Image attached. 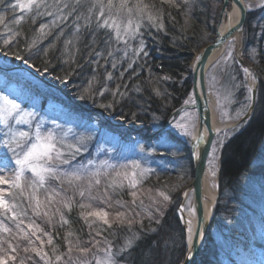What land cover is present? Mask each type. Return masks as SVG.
<instances>
[{
	"label": "snow or ice",
	"instance_id": "snow-or-ice-1",
	"mask_svg": "<svg viewBox=\"0 0 264 264\" xmlns=\"http://www.w3.org/2000/svg\"><path fill=\"white\" fill-rule=\"evenodd\" d=\"M236 2L241 8L248 7L242 0ZM158 4L146 0H0V55L6 57L11 54L24 65L35 68L30 60L40 56L41 52L46 57L56 41L63 38L64 54L69 57L64 63L75 66L63 77L66 81L76 68L82 67L76 62L81 51L79 45L90 37L84 43L86 63L94 65L93 71L97 74L100 68H104V77L101 82L94 74L84 92L93 99L109 93L113 102L100 107L112 109L113 103L131 100L132 97L126 84L109 88V82L116 77L107 71V67L116 69L124 58H128V68L131 69L136 59L147 57L144 36L152 35L153 29L157 33L166 31L165 6L179 8L183 4L185 24H188L187 15H190L192 7L190 0H180L179 4L176 0H158ZM259 7H264V3ZM37 21L44 22L37 26ZM25 23L32 27L31 36L23 31ZM241 28L242 20L229 27L228 35ZM256 28L260 39H264V25L258 24ZM66 29L71 30L67 37ZM48 36H53L52 42L41 48L40 44ZM235 39L233 37V41ZM241 39L246 41L247 37L242 36ZM21 40L27 55L20 54ZM130 42H135V47ZM13 48L17 50L13 51ZM234 51L235 44L230 42V50L223 59H233ZM253 52L259 54L258 50L252 49L249 56ZM204 59L207 57H197L198 61ZM218 63L216 61L213 68ZM43 71L47 72L48 68ZM243 71L252 80L256 79L249 68ZM120 77H123V72ZM170 79V76H150L148 82L152 85L153 81L159 83ZM212 80L216 81V76H212ZM246 87L254 92L252 85ZM131 91L142 92V89L134 86ZM151 91L161 98L168 95L166 90L161 91L155 86ZM228 96H231L230 91ZM80 98L86 97L82 95ZM252 100L253 97L249 96V102L243 106L244 115L252 107ZM135 103L141 111H146L140 101ZM139 114L129 112L123 118L135 121ZM38 116L34 109L25 108L19 98L0 91V264H171L169 255L174 246V234L165 229L164 219L168 205L173 202L172 196L159 187H145L155 170L144 167L140 160L114 163L105 159L97 163L95 159H88L86 163L74 164L73 161L88 150L94 138L80 133L74 134V142H70L67 137L72 129L59 133L53 129L44 130ZM184 117L189 118L188 113ZM159 119L153 113V123ZM52 124L54 129H61L55 121ZM17 125L28 127L24 130ZM174 128L185 136L192 135L188 123L176 121ZM171 139V133L158 130L154 146L146 149L141 144L139 148L141 152L153 154L157 153V148H165L176 156L178 149ZM202 139L203 135L197 137L196 143ZM215 151L218 147L214 148ZM212 174L215 175V171ZM124 196L129 199L125 200ZM184 207H188L190 212L195 211L189 201L188 205L177 210L181 219ZM74 209L88 229L86 239L80 234L82 230H71L66 213L71 214ZM185 223L191 239V220ZM57 226H67L69 230L62 234ZM117 230L127 232L120 244H114L108 238L109 235L115 237ZM199 235L197 230L195 238L199 239ZM135 250L138 252L133 255Z\"/></svg>",
	"mask_w": 264,
	"mask_h": 264
},
{
	"label": "trees",
	"instance_id": "trees-1",
	"mask_svg": "<svg viewBox=\"0 0 264 264\" xmlns=\"http://www.w3.org/2000/svg\"><path fill=\"white\" fill-rule=\"evenodd\" d=\"M146 2H156L159 6L158 0H146ZM176 2L179 4L180 0H176ZM190 3L192 7L190 15H187V25L185 24L186 11L183 4L179 8L165 6L164 11L166 15L164 17V24L166 31L157 33L153 29L152 35L146 34L144 36L147 43V57L136 59L131 69L128 68V58H124L122 64H119L116 69H112L110 66L107 67V71L112 72L113 76L116 77V79L109 82V88L114 89L117 84H126L130 90L129 95L132 97L131 100L126 99L119 103H113L112 109L100 107L101 104L113 102V97L109 93L106 92L104 96H96L93 99L88 98L84 92L94 74L97 75V79L101 82H103L104 77V68H100L97 74L93 71L95 66L86 63L87 50L84 47V43L90 37H86L85 42L79 45L81 51L76 58V62L82 65V67L76 68L74 72L68 75L66 81L63 77L69 73L70 68L75 66L70 63H64L69 57L64 54L63 38L56 41L54 47L48 51L46 57L41 52L40 56L30 60V64H35V68L40 73H44L60 83H68L81 104L94 106L127 123L148 124L154 130H162L173 112L185 102L190 94L192 85L191 63L193 59L203 47L213 42L215 37V24L219 9L214 10L216 17L214 16L211 19L208 0H190ZM218 3L221 5V0H218ZM8 15L11 16V13H8ZM213 19L214 22H211ZM40 22L44 21H37V26ZM245 25V29L249 31L252 27L250 16L247 17ZM22 27L24 33L31 36V25L25 23ZM65 32L67 37V35H70L71 30L66 29ZM52 40L53 36H48L42 41L40 47H47ZM130 44L132 47H135V42H130ZM23 47L24 41L21 40L19 45L20 54L27 55L23 51ZM16 50V48H13V51ZM131 55L130 47L129 57ZM9 56H11L13 61H16L11 54ZM46 61H50V63H46ZM45 67L48 68L47 72L43 71ZM121 72H123V77H120ZM187 75L190 76L186 77ZM259 75L264 77V68L259 71ZM150 76H170L171 79L159 83L153 81V84L150 85L148 82ZM56 77H61V79H56ZM134 86L140 87L142 92L131 91ZM152 86L160 88L161 91L166 90L168 95L163 98L155 96L151 91ZM94 87H99V85H94ZM82 95L86 98L81 99ZM116 99L119 100V97ZM135 101H140L146 111H141ZM129 112H138L140 114L135 121H132L130 118H123L128 116ZM153 113L160 117L156 123H153ZM163 132L166 134L171 133V142L176 145L178 155L172 156L168 153L167 149L157 148L156 154L152 153L148 158L144 156V159H138L135 158L138 155L136 151L131 152L130 156H122L117 150V154L112 155L110 160L114 163L140 160L144 167L155 170L154 175L150 176L146 181L145 187L153 189L159 187L168 191L172 196L173 202L167 207L164 225L166 230L174 234V246L169 255L171 264H181L187 253V244L177 209L182 190L188 184L186 181L182 182L181 175L185 173V175H188L187 179L190 178L191 180L193 167L189 144L176 137L170 130L166 129ZM115 135L119 134L116 133ZM120 138V142L114 140L109 142L117 144L118 147L121 143H125L122 141L132 142L129 137H124L126 138L124 139L120 136ZM163 150L168 155H159V152ZM221 152L218 198L213 211L211 230L207 237V243L201 253L199 264H224L223 257L220 256L217 248L218 245L213 235L214 230L222 232L231 229L233 222L244 217L249 212L263 215L258 197L262 191L261 189L264 188V83L260 86L256 107L248 122L225 142ZM94 155V149H90L87 153L77 157L73 163L85 162L87 158H94ZM123 198L125 200L129 199L127 196ZM66 215L71 222V230H82L80 234L82 238L86 239L88 229L78 219L76 210L74 209L71 214L66 213ZM40 222L38 220V223ZM57 230L63 234V232L69 229L67 226L65 228L57 226ZM105 235H108V233H105ZM125 235H127L126 230H117L115 237L109 235L108 238L113 240L114 244H120L123 242ZM137 252L138 250H135L133 255H136ZM231 258L228 257L226 259L230 261Z\"/></svg>",
	"mask_w": 264,
	"mask_h": 264
},
{
	"label": "rangeland",
	"instance_id": "rangeland-1",
	"mask_svg": "<svg viewBox=\"0 0 264 264\" xmlns=\"http://www.w3.org/2000/svg\"><path fill=\"white\" fill-rule=\"evenodd\" d=\"M216 1L208 0L211 19L214 16L216 17L214 10L219 9L215 30L223 6V0H221V5H219L218 0ZM244 1L248 6L246 8L247 17L250 16L252 21V27L249 31L245 29L246 25L244 26L245 33L243 36H246L247 39L246 41L243 40L240 50H238L240 44L231 42L235 44L233 59L226 61L223 57L230 50L229 43L215 68H213L215 62L211 65L206 78L208 95L214 103V115H216L217 120L222 125H233L227 128L222 127L217 133L208 157L207 174L209 176L207 175V178H209L210 185L213 186L216 192H218V175L222 147L230 137L243 127L244 123L238 122L245 116L243 114L245 111L243 106L249 102L248 97L252 94L246 87V85H249V76L243 71L245 66L240 64V57L254 70L252 73L256 77L257 92H259L260 86L264 83V77L259 75V71L264 68V39H260L259 29L256 28L258 24L264 25V7H259L261 3H264V0ZM211 22H214V19ZM252 49L258 50L259 54L257 55L256 52H253L249 56V51ZM189 76L187 75L186 77ZM212 76H216L217 80L213 81ZM0 91L9 94L13 98H19L25 108L29 110L34 109L39 114L38 118L41 119L44 130L53 129L59 133L61 130L67 132L69 129H72V132L67 137L70 142H74V134L83 133L91 135L94 139L89 143L88 150L84 153H87L90 149H94L95 155L92 159H95L97 163L105 159L110 160L112 155L117 154V150L122 156H130L131 152L136 151L138 155L135 158L138 159H144V156L148 158L152 155L150 151L141 152L139 145L143 144L145 148L147 147L146 149L154 146L156 144L158 130L149 128L150 126L148 124L127 123L120 118H115L105 113L101 109L91 105H82L68 83H60L44 73H40L36 68H30L24 65L19 60L13 61L9 55L6 57L0 55ZM229 91L231 92L230 97L228 96ZM248 111L249 109H247ZM185 113H188L189 118L184 117ZM238 113L240 115H237ZM52 121L59 124L61 129H54ZM176 121L188 123L193 135L198 121L197 111L194 108L184 109L177 116H172L169 124L165 125L167 126V130H170L176 137L189 144L190 149L192 135L185 136L178 129H175L174 123ZM17 127L27 130L28 126L17 125ZM115 132L123 138H131L132 142L122 141L125 143H121L119 147L117 144L110 143L109 141L111 140L116 142L121 141L120 136L115 135ZM225 133L227 134L225 135ZM0 135H2V126H0ZM221 143L222 147H219ZM215 147H218V151L214 152ZM108 149H114V151H107ZM163 149L165 150V148ZM164 150L159 152V155L161 153L163 156L168 155ZM110 162L112 161L110 160ZM213 171H215V175L212 174ZM187 176L185 173L182 174L181 180L189 184L193 178V173L191 180L190 178L187 179ZM261 190L258 200L263 215L249 212L244 217L233 222L231 229L222 232L220 230L213 231L218 245L217 248L220 256L223 257L224 264H264V188ZM189 201L190 207L195 209L192 190H189L187 205ZM186 210L189 211L188 207H186ZM177 213L179 215L178 211ZM253 216L257 218L256 226L254 228H247L249 224L246 225V221ZM181 224L184 231L185 228L182 221ZM228 257H232L230 261L226 259Z\"/></svg>",
	"mask_w": 264,
	"mask_h": 264
},
{
	"label": "water",
	"instance_id": "water-1",
	"mask_svg": "<svg viewBox=\"0 0 264 264\" xmlns=\"http://www.w3.org/2000/svg\"><path fill=\"white\" fill-rule=\"evenodd\" d=\"M242 3L245 4V2ZM230 4H237L236 0H223V6L220 13V19L216 26V33L213 42L203 47L200 52L197 54L195 60L193 61L192 65V89L191 92L194 96V108L197 111L198 121L196 129L191 136L190 139V149H191V160H192V167H193V178L190 183L186 186L185 189L182 190L181 193V202L184 199V193L186 191L192 190L193 191V204L195 211L197 213V225L194 230V240L193 243L188 247L186 256L182 262V264H199V259L201 253L207 243V237L211 230L212 220H213V211L216 204V200L214 206L211 210L210 215L207 217L205 209H204V192H203V182L207 171V163L208 157L213 145V141L217 135V133L221 130H216L213 125V109L211 107V102L208 95L207 90V73L212 65L213 58L215 55L225 48L226 43L233 37L235 34L240 35V47L238 50L241 49L243 40L241 37L243 36L245 21L247 17V9L241 8L240 9V16L238 21L242 20V28L240 31H234L232 35H228V29L230 26L226 27L223 31L221 30V25L223 21V13L228 8ZM237 24V23H236ZM234 24V25H236ZM222 37V39H221ZM211 49V51H208ZM206 56L207 59L202 61H198L197 57L199 56ZM240 57V56H239ZM239 62L249 68L252 71L251 66L245 63V61L240 57ZM53 79V78H52ZM251 97L252 100V107L247 112V115L243 116L239 122H244L248 120L251 114L254 111L257 102V89L254 88V92H252ZM185 108H189L184 104L181 105L176 111L178 114ZM238 122V123H239ZM169 124V122L167 123ZM166 124V125H167ZM233 125H226L225 128L231 127ZM167 126H165L166 128ZM141 130V129H140ZM150 131V130H149ZM203 135V139L200 141L199 144L196 143V138ZM218 194V193H217ZM179 205V207H180ZM199 230V239H196V233ZM185 232V229H184ZM186 238V232H185ZM190 250V251H189Z\"/></svg>",
	"mask_w": 264,
	"mask_h": 264
},
{
	"label": "bare ground",
	"instance_id": "bare-ground-1",
	"mask_svg": "<svg viewBox=\"0 0 264 264\" xmlns=\"http://www.w3.org/2000/svg\"><path fill=\"white\" fill-rule=\"evenodd\" d=\"M243 2H245V1L243 0ZM239 16H240V9H239L238 5L230 4L228 6V8L223 13V17H222L223 21H222V25H221V30L223 31L226 27L236 24L238 19H239ZM233 37H236L235 41H233ZM233 37H231L230 40H228V42L225 45V48L215 55V57L213 58V61L215 60V62H216L223 56L225 49H226V46L230 42H236L237 44H239L240 35L235 34ZM248 76H249V84L252 85L253 88H256V85H257L256 79L252 80V77L250 75H248ZM209 99H210V96H209ZM189 101H192V102H189ZM210 102H211V107L213 109V125H214V128L216 130H220L225 125H222V123L217 120L216 115H214L213 100L211 101V99H210ZM194 104H195L194 103V96L191 93L184 102V105L189 107V108H185V109H191L194 106ZM177 115H178V112H176L173 116H177ZM207 175L208 174L206 171V175H205L204 182H203V192H204L203 201H204V209H205L206 215L208 217L211 213L213 206H214V203H215V200L217 197V192L213 188V186L210 185L209 178H207L209 175L208 176ZM185 193H187L189 195V191H186ZM188 195L187 196L184 195V199L181 202L180 207L187 205ZM182 215H183V219H181V213L179 212V216H180L181 221L183 222L185 232H186V223L185 222L187 220H191V228H192L191 239H189V235L186 232V244L188 245V247H190V245L193 243V240H194V230H195L196 225H197V213H196V211H192V212L187 211L186 207H184V211H183ZM256 221H257L256 216H253L252 218L248 219L246 221V225L249 224L247 228H254L256 226ZM240 264H242V263H240ZM243 264H248V263H243Z\"/></svg>",
	"mask_w": 264,
	"mask_h": 264
}]
</instances>
